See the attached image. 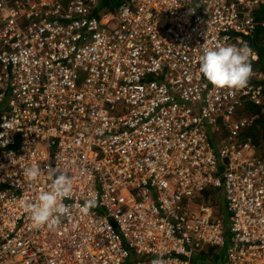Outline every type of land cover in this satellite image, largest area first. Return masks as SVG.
I'll return each mask as SVG.
<instances>
[{
  "label": "built area",
  "instance_id": "1",
  "mask_svg": "<svg viewBox=\"0 0 264 264\" xmlns=\"http://www.w3.org/2000/svg\"><path fill=\"white\" fill-rule=\"evenodd\" d=\"M98 2L0 0V264H215L195 260L215 245L264 264V156L240 138L264 72L242 90L199 73L217 45H247L253 67L264 0ZM55 169L70 215L34 228L24 205Z\"/></svg>",
  "mask_w": 264,
  "mask_h": 264
},
{
  "label": "clouds",
  "instance_id": "2",
  "mask_svg": "<svg viewBox=\"0 0 264 264\" xmlns=\"http://www.w3.org/2000/svg\"><path fill=\"white\" fill-rule=\"evenodd\" d=\"M252 59V50L247 45L206 47L199 57V73L216 88L242 90L253 75ZM50 167V164L47 165V168ZM44 172L41 165L32 164L24 169L23 174L27 180L35 182ZM51 175L53 178L48 189L40 191L35 202L24 205L34 228L55 229L61 218L69 216L71 212V206L64 201L74 197L72 178L59 169H55ZM95 206L96 200L89 198L80 206V210L88 214Z\"/></svg>",
  "mask_w": 264,
  "mask_h": 264
},
{
  "label": "trees",
  "instance_id": "3",
  "mask_svg": "<svg viewBox=\"0 0 264 264\" xmlns=\"http://www.w3.org/2000/svg\"><path fill=\"white\" fill-rule=\"evenodd\" d=\"M98 9L101 11H115L122 0H98ZM258 18L264 19V8L260 10ZM252 45L258 52V59L253 61V68L264 72V25L259 26L255 36L252 40ZM262 84V97L264 99V77L257 79ZM241 114L253 115V121L245 126L240 132L241 139H250L255 147V152L264 156V100L261 104L247 102L245 106L240 109ZM214 206L217 213L224 212L225 218L227 217L226 211H223L222 201L216 197ZM226 221V219H225ZM224 246H209L195 255V260L211 262L215 264H226Z\"/></svg>",
  "mask_w": 264,
  "mask_h": 264
},
{
  "label": "rangeland",
  "instance_id": "4",
  "mask_svg": "<svg viewBox=\"0 0 264 264\" xmlns=\"http://www.w3.org/2000/svg\"><path fill=\"white\" fill-rule=\"evenodd\" d=\"M262 77H264V75H263ZM263 100H264V99H263ZM215 192H217V193H218L219 191H218V190H215ZM217 196H218V195H217Z\"/></svg>",
  "mask_w": 264,
  "mask_h": 264
}]
</instances>
